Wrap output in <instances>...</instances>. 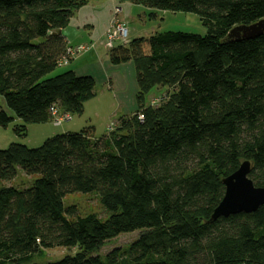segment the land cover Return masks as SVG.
<instances>
[{
	"label": "trees",
	"instance_id": "16d2710c",
	"mask_svg": "<svg viewBox=\"0 0 264 264\" xmlns=\"http://www.w3.org/2000/svg\"><path fill=\"white\" fill-rule=\"evenodd\" d=\"M89 1L0 0V95L23 123L16 132L53 110L80 114L94 95L89 75L48 76L67 57L62 30ZM119 1L194 12L205 33L155 31L147 51L142 37L111 45L113 64L134 63L138 105L101 136L88 126L0 149V181L18 169L37 175L25 187L0 185V264H264V204L209 221L221 179L243 160L264 186V32L227 38L233 26L264 19V0ZM152 87H166L164 96L145 105ZM12 119L0 106V127ZM69 192H96L107 217L75 215L63 205ZM134 230L127 246L96 252ZM57 246L75 251L32 261Z\"/></svg>",
	"mask_w": 264,
	"mask_h": 264
},
{
	"label": "rangeland",
	"instance_id": "374dc122",
	"mask_svg": "<svg viewBox=\"0 0 264 264\" xmlns=\"http://www.w3.org/2000/svg\"><path fill=\"white\" fill-rule=\"evenodd\" d=\"M97 1L93 6L88 7L93 14L103 11L104 15L109 12L110 24L104 26V16L95 20L94 28L90 35L82 33L72 28L64 30L67 45L75 50L76 46H82L73 53L70 61L64 62L63 59L55 70L48 74L63 72L67 69L73 70L77 75H89L94 79V95L85 100L83 110L80 114H69L60 116L58 114L45 122H33L25 124V133H18L15 128L20 126L22 121L13 114L6 106L4 98L0 95V106L13 118L6 126L0 127V149L8 147L10 143H19L28 148H35L48 137L63 132H79L91 126L92 136L99 137L108 128L115 125L118 118L129 115L137 109V82L135 78V67L132 61H125L113 64L108 54L109 46H116L119 39L126 40L142 37L145 41L142 44L144 51L148 49L147 39L155 31H184L203 35L205 28L198 15L188 11H169L149 8L141 4H133L119 0H90ZM113 4L111 5V2ZM88 2V3H89ZM87 3V4H88ZM111 5V7H110ZM109 23V22H108ZM119 27L121 30L116 37L109 38V33L104 32L101 27L107 30L109 26ZM125 28V34L122 31ZM92 38L94 41H77ZM39 41V39H36ZM109 43V44H108ZM69 49V48H67ZM66 57V58H67ZM166 87H152L144 95L145 105L156 104L164 96ZM37 175H27L20 169L9 181H0V185H11L25 187ZM65 207L74 206L75 215L84 216L89 213L104 219L108 212L102 207L96 192H69L62 199ZM138 230L120 233L117 236L105 241L96 251L104 255L114 247H125L132 242L138 235ZM75 248L57 246L43 249L40 255L33 257V262L44 263L72 254Z\"/></svg>",
	"mask_w": 264,
	"mask_h": 264
},
{
	"label": "water",
	"instance_id": "95a60500",
	"mask_svg": "<svg viewBox=\"0 0 264 264\" xmlns=\"http://www.w3.org/2000/svg\"><path fill=\"white\" fill-rule=\"evenodd\" d=\"M264 32V19L251 24L235 25L227 32L230 39H250ZM57 34L61 33L58 29ZM250 163L243 160L231 174L223 177L224 194L212 210L209 221L238 213H252L264 204V186H255L249 178Z\"/></svg>",
	"mask_w": 264,
	"mask_h": 264
},
{
	"label": "crops",
	"instance_id": "0c3cea01",
	"mask_svg": "<svg viewBox=\"0 0 264 264\" xmlns=\"http://www.w3.org/2000/svg\"><path fill=\"white\" fill-rule=\"evenodd\" d=\"M111 5L113 4L112 1ZM97 1L94 2H89L86 5L81 6L80 8H78L75 12V14L69 19V22L67 24V26L62 30L63 34H64V30L68 29V28H72L75 29L77 31H82V33H87V35H90V32H92L93 28H94V24H95V20L103 17L104 16V26L107 23V26L110 24L111 22V18L109 20V12L107 11L104 15L103 11H99L96 14L91 13V10H88V7L93 6L94 4H96ZM110 5V7H111ZM109 22V23H108ZM104 26L101 27V30L103 29V34L104 32L106 33V28L104 29ZM65 36V34H64ZM66 39V38H65ZM67 43L68 40L66 39ZM77 41H85L86 42H91L94 41L92 38L90 39H86V40H82V38L80 37ZM126 42V40H121L119 39V42L117 43L118 45ZM95 43V41L93 42Z\"/></svg>",
	"mask_w": 264,
	"mask_h": 264
},
{
	"label": "built area",
	"instance_id": "2783aa9c",
	"mask_svg": "<svg viewBox=\"0 0 264 264\" xmlns=\"http://www.w3.org/2000/svg\"><path fill=\"white\" fill-rule=\"evenodd\" d=\"M121 30V28H119V27H114V26H110V28H108L107 29V35H108V33H109V38H111V37H116V35L117 34H119V31ZM122 31H123V33L125 34V28L124 27H122ZM109 44V43H108ZM110 47V46H109ZM68 48L69 49H67V55L69 56V57H71L72 55H73V53L74 52H76V50H79L80 48H82V46H76V48H75V50L74 49H72L70 46H68ZM71 55V56H70ZM63 61L64 62H67V58L65 59V58H63ZM56 114V112H55V110H53L52 111V115H55ZM139 118H142V115L140 114L139 115Z\"/></svg>",
	"mask_w": 264,
	"mask_h": 264
}]
</instances>
